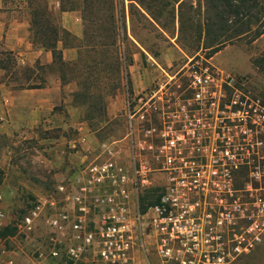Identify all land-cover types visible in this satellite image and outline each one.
<instances>
[{
  "label": "built area",
  "instance_id": "1",
  "mask_svg": "<svg viewBox=\"0 0 264 264\" xmlns=\"http://www.w3.org/2000/svg\"><path fill=\"white\" fill-rule=\"evenodd\" d=\"M165 84L175 97L133 101L129 95L128 109L152 103L149 128L131 122L123 139L103 142L96 160L38 196L1 246L0 264H140L151 235L159 237L167 264H175L168 260L176 249L185 252L180 264H218L224 256L211 263L198 255L204 239L220 244L222 231L232 232L227 263L263 241L264 101L245 95L232 74L199 62L184 81ZM151 157L160 161L157 169L176 172L161 203L142 212L140 197L153 188ZM209 191L216 206L197 217L193 195L207 199ZM5 219L0 210V230Z\"/></svg>",
  "mask_w": 264,
  "mask_h": 264
},
{
  "label": "rangeland",
  "instance_id": "2",
  "mask_svg": "<svg viewBox=\"0 0 264 264\" xmlns=\"http://www.w3.org/2000/svg\"><path fill=\"white\" fill-rule=\"evenodd\" d=\"M11 4L9 10L11 15L27 18V0H5ZM193 7L188 3L184 9L186 20L195 14L196 20L205 19V8L201 9V18L198 16L200 8L197 1L194 0ZM264 2V0H261ZM204 2V0H202ZM50 4L57 6V0H51ZM119 7L125 8V22L127 32L133 37V30L138 38L143 42L136 40L138 47L144 52L146 57L131 48L137 53L136 62L130 66L123 74V85L114 97L107 99V117L105 122H101L97 127H91L86 119V110L84 107L75 104L73 94L66 93L67 103H62L55 108V111L62 113L63 118L61 126L51 127V129L40 128L30 132L27 138H7L0 135V210L5 213L6 219L4 225L16 224V220L22 216V211H29L38 196L46 193H52L56 185L64 177H69L80 168L85 167L100 154V145L103 142L118 141L125 137L132 122L133 127L143 131L148 129L147 114L154 111L151 102L139 104L135 109H128L127 100L132 88L134 101L138 97L145 100L155 96L158 101H164L167 96L175 97L171 91L166 88V82L183 81L186 73L194 62L202 63L203 66H209L212 70L220 69L226 73L235 76L236 80L243 85L238 88L252 99L264 101V72L255 65L256 59L264 55V36L256 41H251L250 37L236 38L228 42L218 53L211 58H207L210 51H193V44L190 39V29L183 37V42L187 50L182 49L177 41L179 21L175 23V36L163 33L161 28L154 24L150 25L139 15L130 13L129 0H121ZM178 14V7H177ZM60 20V19H59ZM61 22V21H60ZM62 25V22H61ZM63 26V25H62ZM40 46L39 44H36ZM148 48V50H147ZM132 51V52H133ZM10 70V81L14 85H27L32 78L37 84L44 85L54 81L60 74L59 65L50 67L46 63L45 57L30 66L29 63L21 64L15 55L3 54ZM9 58V59H8ZM130 80V85L128 83ZM76 83V82H72ZM77 84V83H76ZM71 111L69 113L68 111ZM136 113L132 119L130 114ZM145 117L142 118L141 115ZM83 123L84 129L80 126ZM159 140V139H158ZM152 173L148 176L151 187H158L162 190L172 187L170 185L171 173L174 169H165L160 165V161L152 160ZM154 165V166H153ZM180 172V170H177ZM57 174L62 178L57 180ZM210 192V197L206 199L201 193L194 194L193 197L199 202L194 213L197 217L203 215L205 209H211L216 206L215 193ZM218 202V201H217ZM222 203V202H221ZM193 212V211H192ZM224 218H227L225 215ZM226 225L228 222L224 221ZM149 233V230L147 231ZM222 242H207L205 239L199 247L198 255L207 254L211 263L217 259L218 255L224 256L225 260L231 258L233 253L232 232L222 231ZM7 239H0V248ZM145 250L139 253L140 264H167L166 258L159 253V237L153 235L147 238ZM9 244V243H7ZM14 246V244H12ZM247 257L239 260L225 262L222 258L218 264H264V239L261 245L255 246L249 250ZM185 256V252L178 249L172 252V259L168 262L180 264L177 259ZM22 260V258H20ZM149 259V261H147ZM20 264H27L21 261ZM169 264V263H168Z\"/></svg>",
  "mask_w": 264,
  "mask_h": 264
},
{
  "label": "trees",
  "instance_id": "3",
  "mask_svg": "<svg viewBox=\"0 0 264 264\" xmlns=\"http://www.w3.org/2000/svg\"><path fill=\"white\" fill-rule=\"evenodd\" d=\"M50 1L27 0V19L32 40L45 51L52 53L53 61L49 65L60 66L59 75L63 84L77 83L78 89L73 93V101L85 108L86 119L91 127H97L101 122L106 121L107 99L117 95L123 85L124 72L135 63V53L131 48L141 51L135 39L141 44L143 42L134 30L133 37L129 36L125 22V8L119 7L121 0H57L60 12L81 13L84 27V36L81 39L61 25L58 16H55L51 10ZM196 1L200 8L198 14L200 18L204 4V20H196L195 14L188 21L186 20L184 9L189 2L193 7L196 3L194 0H129L130 13L132 16L139 15L150 25H158L163 33L170 36H175V23L178 19L177 41L181 48L187 50L183 37L189 32L188 27H191L190 39L194 46L193 51H210L207 58H211L236 38L250 37L251 41H256L264 35V2L261 0ZM69 47L78 49V56L74 61L64 60L63 49ZM7 54L12 55L11 52ZM142 56L146 57L144 52ZM254 61L255 65L264 72V55ZM8 62H1L0 66L9 69ZM128 83L130 85V80ZM24 86L19 84L17 87ZM39 86L42 85L29 84L30 88ZM129 89L132 97V88ZM0 173L2 174L1 170ZM244 176L246 177V174L240 175L241 178ZM240 177L236 180L238 189L244 183ZM162 196L163 191L158 187L146 189L140 197L142 212L160 204ZM27 212L22 211V216L16 220V223ZM15 225L9 224L1 229L0 239L5 240L15 235ZM261 243L257 244V247ZM243 257H247V254H239L236 260Z\"/></svg>",
  "mask_w": 264,
  "mask_h": 264
},
{
  "label": "crops",
  "instance_id": "4",
  "mask_svg": "<svg viewBox=\"0 0 264 264\" xmlns=\"http://www.w3.org/2000/svg\"><path fill=\"white\" fill-rule=\"evenodd\" d=\"M59 7L57 1V6L51 5V10L55 16H58L63 27L75 37L83 38L84 27L81 13L79 11L60 12ZM10 9V3L0 0V56L11 52L21 64L29 63L31 67L37 61H42L44 57L46 63L51 64L52 53L33 42L28 19L11 15ZM60 47L62 48L61 43ZM139 52L142 54L143 51ZM63 56L65 61H74L77 59L78 49L64 48ZM5 61V58L0 57V63ZM9 78L10 70L0 66V135L7 138H27L30 132L37 129L61 126L59 122H62L63 115L55 111V108L68 102L65 94L72 95L78 89L76 83L63 84L59 75L57 79L41 87L30 88L28 83L18 88ZM29 82H32V85H40L33 78ZM68 112L71 113L70 110ZM80 124L84 129L83 123ZM56 177L60 180L62 175L57 174Z\"/></svg>",
  "mask_w": 264,
  "mask_h": 264
}]
</instances>
